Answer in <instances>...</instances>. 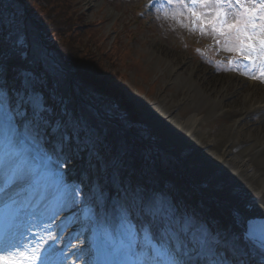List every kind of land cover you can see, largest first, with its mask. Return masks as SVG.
<instances>
[{
  "label": "snow or ice",
  "instance_id": "obj_1",
  "mask_svg": "<svg viewBox=\"0 0 264 264\" xmlns=\"http://www.w3.org/2000/svg\"><path fill=\"white\" fill-rule=\"evenodd\" d=\"M167 5L182 26L201 35H212L229 53H239L228 67L252 79L264 81V0H154ZM19 27V21H14ZM3 24L0 22V29ZM25 40L5 51L0 46V264H49L52 254L25 239L20 231L34 201L24 194L34 192L41 181L54 178L61 195L76 204L80 193L95 201L105 221L110 217L122 231L119 246L112 244V231L104 236L111 248L104 254L122 255L119 264H264V222L248 219L237 209L234 228L220 233L191 219L179 220L170 203L146 187L120 175L128 161L112 162L111 184L115 198L99 181L81 185L84 127L61 108L55 92L38 70L42 56L23 47ZM215 63V62H213ZM91 167L92 160L87 161ZM131 167H135L133 162ZM85 187L88 191L85 192ZM111 199V211L107 210ZM92 212V207L88 208ZM34 214V213H33ZM15 224L12 231L6 225ZM247 224V228H245ZM97 253L101 249H96Z\"/></svg>",
  "mask_w": 264,
  "mask_h": 264
},
{
  "label": "rangeland",
  "instance_id": "obj_2",
  "mask_svg": "<svg viewBox=\"0 0 264 264\" xmlns=\"http://www.w3.org/2000/svg\"><path fill=\"white\" fill-rule=\"evenodd\" d=\"M71 1L81 13V22L86 26L85 32L80 33L76 44L88 52L92 60L99 62L93 76L103 82L98 83L97 88L104 87L102 90L109 95L103 94L106 99L94 103L89 99L92 98L89 94L86 97L80 90L77 80L72 75L77 90L76 94L73 97L69 95L68 99L64 97L66 93L63 94L61 91L59 95L57 91L62 81L55 76L54 82H51L57 99L63 101L60 107L66 108L73 119L85 126L82 133L85 169L79 172L76 182L83 180L82 187L90 186L96 181L107 186L110 182L108 176L113 170V160L116 158L121 161L127 160L128 163L122 164L119 170L125 182L131 179L146 187L151 194H155L156 186L163 183L167 193L163 194L162 198L167 201L172 198L170 204L177 219L183 220L185 213L186 218L191 219L196 225L209 226L205 214L197 216L193 212L190 214L185 211L178 214L177 211L180 212L181 209L173 201L172 194L184 192L190 200H194L196 191L187 180L188 166L182 164L175 147L170 149L168 148L170 145L165 146L163 143L168 134L166 136L165 131L154 124L155 119L146 116V112L149 103L157 101L160 96L180 94L177 84L174 85L173 80H168L165 60L175 65L180 64L181 58L184 57L186 62L197 65L195 73L197 76L201 71L207 74L208 81L203 85L208 87L213 80L224 79L231 74L241 75L235 71L219 70L228 67L229 57L234 60L240 54L222 50L217 44V38L212 35H201L199 31L193 32L182 26L179 18H174L167 10L166 4L163 7L156 5L151 11L148 7L149 0H69ZM12 6L15 7V12L10 7L3 11L2 24L5 28L3 32L7 37L25 40L23 24L28 20V16L14 2ZM16 20L19 21V27L14 23ZM45 56L46 50L42 54L43 60L48 59ZM45 64L51 67V62L45 61ZM217 64L219 69L216 67ZM185 65L179 66L183 69ZM73 98H78L82 105L70 109L67 102L71 100L73 104ZM84 99L92 102L97 109ZM125 103L133 107L135 115L128 113ZM187 109L189 108L182 111ZM134 116L139 120L134 121ZM88 117L95 118L100 130L94 128ZM254 119L259 120V116L254 115ZM221 121L227 122L229 119L221 116L214 123L211 122V125L217 126ZM104 122L108 123V126ZM113 133L119 134L120 138L116 139ZM182 152L186 156L187 152ZM90 159L91 167L87 163ZM133 162L135 167L130 166ZM158 163L164 172L162 174L157 170ZM188 164L194 163L189 160ZM50 179H46L45 186L36 188L31 200L34 201L32 211L19 222L22 225L19 230L24 232L28 242L36 243L43 252L50 248V245L53 252L65 247V255H62L60 264H70L72 260L78 263L79 258L76 255L82 253L89 245L87 235L91 234L93 229L90 228L89 218L97 217L99 208L96 207L95 201L89 203L82 192L78 203L73 204L62 196L59 208L53 210L50 202L55 192L52 190ZM87 191L88 188L85 187V192ZM105 191L106 194L109 192L107 187ZM114 193L117 194V187ZM202 199L199 198L197 203L199 207H203ZM89 207H92V212L88 211ZM44 254L48 255L45 252Z\"/></svg>",
  "mask_w": 264,
  "mask_h": 264
},
{
  "label": "bare ground",
  "instance_id": "obj_3",
  "mask_svg": "<svg viewBox=\"0 0 264 264\" xmlns=\"http://www.w3.org/2000/svg\"><path fill=\"white\" fill-rule=\"evenodd\" d=\"M164 64L168 67V80L177 84L180 94L160 96L149 103L146 116L155 119L154 124L165 131L166 136L168 134V138L163 139L164 145H170V149L175 146L182 164L188 166L187 180L196 195L190 200L187 193L172 194L181 209L178 214L184 211L197 216L205 214L209 223L206 228L220 233L233 230L237 209L250 220L264 219V81L231 74L205 87L207 74L201 71L197 76V65L186 62L184 57L180 64L172 65L169 60ZM184 64L182 69L179 65ZM184 108L189 109L182 111ZM254 115L259 116V120H253ZM221 116L229 121L212 126L211 122ZM114 137L120 138L117 134ZM182 151L187 152L186 156ZM189 160L194 164H188ZM157 165V170L164 173L161 165ZM84 169L85 164L82 172ZM162 188H165L163 183L157 190ZM31 194L25 193L23 198H30ZM199 198H203V207L197 204ZM167 202L171 203L172 198ZM60 204L61 201L57 208ZM100 218L99 213L90 219L94 230L99 228ZM87 239L89 245L76 255L80 264H91L93 246L90 244L95 243V236L88 234ZM53 257L54 252L49 264H60V259Z\"/></svg>",
  "mask_w": 264,
  "mask_h": 264
},
{
  "label": "trees",
  "instance_id": "obj_4",
  "mask_svg": "<svg viewBox=\"0 0 264 264\" xmlns=\"http://www.w3.org/2000/svg\"><path fill=\"white\" fill-rule=\"evenodd\" d=\"M12 2L22 8L24 13L28 16L29 21L27 20L23 24L25 38L23 47L25 50L29 52L30 56L31 53H34L37 50L40 52L41 56L45 52V48L42 46L40 39L38 38V29L34 27L30 21V19H32L33 23L41 30L45 44L53 50L55 58L58 59L63 67H65V70H61L58 66L52 63L51 60H48L49 58L46 54L45 57L48 59H42V63L38 66V70L41 75L44 76L49 87L52 89L51 82H54L55 76L58 77V79L62 81L61 87L57 88L59 95L62 92L63 94L66 93L67 96L65 95L64 97H68L69 99V95H72L73 97L77 90V87L72 80V77L74 76V79L77 80L79 88L83 91L84 95L86 96L89 94L92 97L89 98L91 101L97 103L99 100H105L106 97H104L103 94L108 95L107 92L102 90L105 88H97V84H103V82L93 76V71H97L99 62L97 63L95 60H92L88 56V52L76 44V40L79 38L80 33L83 34V31L85 32L86 26L81 22V13L74 7L72 1L0 0V22L4 21L3 11H6L7 7L12 8L15 12V7L12 6ZM3 31L5 32L4 26L0 29V46L7 51L13 44H18L19 40L14 39L11 36L7 37V34H4ZM45 61L48 63L51 62V67L46 66ZM90 70L92 73H90ZM68 85H70V87H68ZM65 86L66 88L64 89L63 87ZM67 103L70 109H76L77 105H82L78 98L74 99L73 104L71 100ZM126 108L127 111H129L128 113H134L135 115L136 111L131 105L126 104ZM88 119L94 127L98 128L99 125L96 123L95 118L88 117ZM133 120L137 121L139 119L134 116ZM104 124L108 126V123L104 122Z\"/></svg>",
  "mask_w": 264,
  "mask_h": 264
},
{
  "label": "water",
  "instance_id": "obj_5",
  "mask_svg": "<svg viewBox=\"0 0 264 264\" xmlns=\"http://www.w3.org/2000/svg\"><path fill=\"white\" fill-rule=\"evenodd\" d=\"M33 25H34V27L38 28L35 24H33ZM38 37L40 38L44 48H46L48 57L52 60V62H54L59 67H61L58 60L55 59V57L53 55V51L45 45L44 39H43V37H41V30H39V28H38ZM84 101L89 103L94 109H97L92 102L87 101L85 99H84Z\"/></svg>",
  "mask_w": 264,
  "mask_h": 264
}]
</instances>
